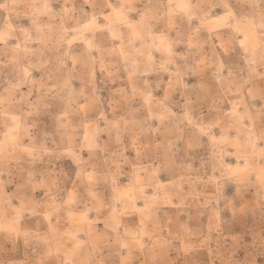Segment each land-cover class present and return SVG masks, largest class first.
I'll return each mask as SVG.
<instances>
[{
	"label": "rangeland",
	"instance_id": "rangeland-1",
	"mask_svg": "<svg viewBox=\"0 0 264 264\" xmlns=\"http://www.w3.org/2000/svg\"><path fill=\"white\" fill-rule=\"evenodd\" d=\"M0 264H264V0H0Z\"/></svg>",
	"mask_w": 264,
	"mask_h": 264
}]
</instances>
